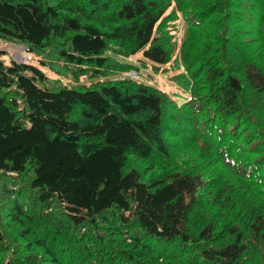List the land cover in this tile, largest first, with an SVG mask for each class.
<instances>
[{
    "label": "trees",
    "instance_id": "obj_1",
    "mask_svg": "<svg viewBox=\"0 0 264 264\" xmlns=\"http://www.w3.org/2000/svg\"><path fill=\"white\" fill-rule=\"evenodd\" d=\"M1 42L0 264H264V0H0Z\"/></svg>",
    "mask_w": 264,
    "mask_h": 264
},
{
    "label": "rangeland",
    "instance_id": "obj_2",
    "mask_svg": "<svg viewBox=\"0 0 264 264\" xmlns=\"http://www.w3.org/2000/svg\"><path fill=\"white\" fill-rule=\"evenodd\" d=\"M1 48L4 50L2 54H0V59L4 61V63H10V61H18L20 54L24 52V55L27 57L28 62H31L32 64L36 65V61L34 62L32 60V57L30 54L25 53L24 48L22 45L17 44V43H0ZM115 56V55H114ZM138 55L134 54L133 56L124 59L120 56H115L117 58V61L126 63L130 62L132 64H135L137 68V73L133 76H131L129 73L132 71H128L126 73V76H129L131 78H135L136 80H140L143 82H148L153 85H158L160 86L161 89L172 92L176 90L174 85L172 84L171 81H169V76L171 70H168L167 72H158L155 70V68L152 66L151 63H146L142 64L136 60V57ZM38 67L41 69L43 74L45 75V79L40 80L39 78L37 79L38 84L40 85H46L47 87H52L55 83V87H76L78 85H88L94 81L98 80H103L104 78L112 79L113 78H121V75L115 74L111 76L109 73L105 74H100L98 77H93L90 74H81L80 71L74 73V78L70 75H62L57 71H54L50 69L48 66L45 65H40L39 62H37ZM37 66V65H36ZM167 65H160L159 67L163 68L166 67ZM97 68H100L99 66H96ZM76 71V69L74 68ZM109 75V76H108ZM107 76V77H105Z\"/></svg>",
    "mask_w": 264,
    "mask_h": 264
},
{
    "label": "built area",
    "instance_id": "obj_3",
    "mask_svg": "<svg viewBox=\"0 0 264 264\" xmlns=\"http://www.w3.org/2000/svg\"><path fill=\"white\" fill-rule=\"evenodd\" d=\"M27 60H28V59H27V57L24 55V52H22V53L20 54V57H19V59H18V62H20V63H25ZM129 74H130L131 76H133V75H135V72H134V71H131Z\"/></svg>",
    "mask_w": 264,
    "mask_h": 264
}]
</instances>
